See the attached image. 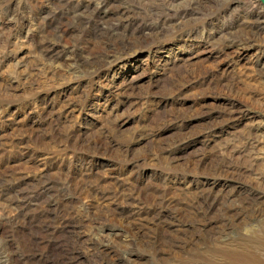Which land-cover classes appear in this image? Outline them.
Masks as SVG:
<instances>
[{"label":"rangeland","instance_id":"374dc122","mask_svg":"<svg viewBox=\"0 0 264 264\" xmlns=\"http://www.w3.org/2000/svg\"><path fill=\"white\" fill-rule=\"evenodd\" d=\"M0 264H264V2L0 0Z\"/></svg>","mask_w":264,"mask_h":264},{"label":"water","instance_id":"95a60500","mask_svg":"<svg viewBox=\"0 0 264 264\" xmlns=\"http://www.w3.org/2000/svg\"><path fill=\"white\" fill-rule=\"evenodd\" d=\"M264 2V0H262Z\"/></svg>","mask_w":264,"mask_h":264}]
</instances>
